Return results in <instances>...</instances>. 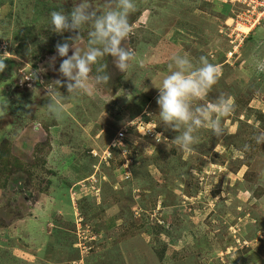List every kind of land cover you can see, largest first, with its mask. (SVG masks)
<instances>
[{
  "label": "rangeland",
  "instance_id": "374dc122",
  "mask_svg": "<svg viewBox=\"0 0 264 264\" xmlns=\"http://www.w3.org/2000/svg\"><path fill=\"white\" fill-rule=\"evenodd\" d=\"M78 2L0 0V149L11 152L0 264H264V0H135L122 44L132 66L103 57L111 79L93 96L69 94L57 120L41 109L61 79L62 58H50L77 34L53 32L48 11ZM89 2L102 13L108 0ZM90 30L74 46L85 48ZM185 52L221 68L196 104L234 100L222 134L199 129L191 153L156 103L171 57ZM32 71L38 80H27Z\"/></svg>",
  "mask_w": 264,
  "mask_h": 264
},
{
  "label": "clouds",
  "instance_id": "9594fccd",
  "mask_svg": "<svg viewBox=\"0 0 264 264\" xmlns=\"http://www.w3.org/2000/svg\"><path fill=\"white\" fill-rule=\"evenodd\" d=\"M136 7L135 0H108L105 10L98 13L89 0H79L69 12H51L50 25L53 32L61 35L75 32L77 35L55 46V55L50 58V64L54 67L57 58H62L58 68L61 79L47 84L46 94L49 99L41 107L42 111L60 120L64 117V101L69 94L93 96L100 85L111 79L105 71L106 65L98 66L95 75H90L93 66L105 56L114 58L116 67L121 72L130 69L136 53L122 44L132 32L129 17L136 11ZM85 26H89L91 30L86 47L82 49L74 46V42L80 38V30ZM4 68L5 65L0 63V71ZM220 75V66L209 62L206 56H200L194 62L190 54L177 53L171 57L168 72L156 88L160 121L179 133L174 142L186 153L193 151V145L198 141L196 133L199 129L207 128L214 134L221 135V118L234 111L233 98L223 95L215 102L195 103L206 99ZM27 80H38L37 72L32 71ZM61 87L66 88L67 95L59 91ZM136 120L140 121V118ZM36 126L39 127L38 122ZM256 139L258 143H264V134Z\"/></svg>",
  "mask_w": 264,
  "mask_h": 264
},
{
  "label": "trees",
  "instance_id": "16d2710c",
  "mask_svg": "<svg viewBox=\"0 0 264 264\" xmlns=\"http://www.w3.org/2000/svg\"><path fill=\"white\" fill-rule=\"evenodd\" d=\"M46 6H47V4H46ZM51 7H52V9L48 11L49 13H51L52 11H54L53 9H55L53 6H51ZM41 32H42V31H41ZM43 33H44L45 35H56V34H54V33H51V32L48 31V30L45 31L44 28H43ZM43 33H42V34H43ZM67 33H68V32L64 33V35H67ZM76 34H77V33H76ZM87 39H88V38H87ZM61 42H63V41H61ZM53 50H54V49H53ZM22 52H23L22 50H16L15 54L22 56V55H23ZM98 66H100L99 63L96 65V68H97ZM201 130H205V129H204V128H201ZM201 133L204 134V133H206V131H202ZM3 146L5 147V145H3ZM10 155H11V152H10L9 150H7V149H0V177H1V176H5V174L11 172V170H9V165L4 164V163L6 162V160L9 159ZM5 159H6V160H5ZM15 164L17 165V166H16L17 170H19V171L24 170V168H23V166L20 164V162H17V163H15ZM27 166H29V165H27ZM31 169H33V165L29 166L27 173H29V170L31 171ZM17 170L15 169V171H17ZM17 172H18V171H17ZM166 252H167V247H164L163 249H161V251H158V252H157V256L159 257V260H160V261H163V260H164V258H165V253H166Z\"/></svg>",
  "mask_w": 264,
  "mask_h": 264
}]
</instances>
